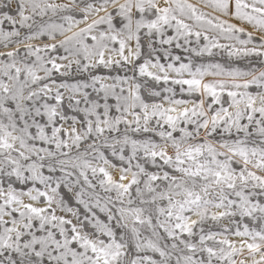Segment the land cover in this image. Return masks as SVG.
<instances>
[{"label": "snow or ice", "instance_id": "obj_1", "mask_svg": "<svg viewBox=\"0 0 264 264\" xmlns=\"http://www.w3.org/2000/svg\"><path fill=\"white\" fill-rule=\"evenodd\" d=\"M0 264H264V0H0Z\"/></svg>", "mask_w": 264, "mask_h": 264}]
</instances>
